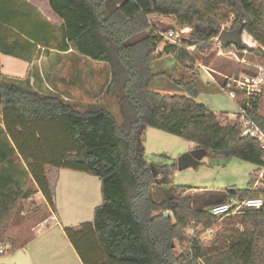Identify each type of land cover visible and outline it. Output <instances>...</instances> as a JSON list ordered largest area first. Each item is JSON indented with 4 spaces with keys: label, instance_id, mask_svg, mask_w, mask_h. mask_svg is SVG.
I'll list each match as a JSON object with an SVG mask.
<instances>
[{
    "label": "trees",
    "instance_id": "trees-1",
    "mask_svg": "<svg viewBox=\"0 0 264 264\" xmlns=\"http://www.w3.org/2000/svg\"><path fill=\"white\" fill-rule=\"evenodd\" d=\"M47 2L62 20L53 48L71 46L90 60L108 65L105 91L116 99L121 122L105 108L78 111L59 95L22 88L5 81L0 72V243L22 201L34 194L33 184L55 212L44 169L49 165L84 171L100 180L101 204L95 207L92 221L64 229L83 264H264V202L259 208H243L222 217L208 210L229 198L264 201V173L257 178L264 170L261 141L242 134L239 114L230 120L197 101V86L185 74L178 78L168 75L185 94L150 89L157 76L166 75L151 70L162 37L149 21L150 15L171 16L175 25L191 28L187 36L165 44L160 52L192 68L195 62L188 48L203 53L210 50L230 16V29H239L241 44L221 45L223 50L231 46L252 50L242 39L244 34L264 47L258 0ZM36 12L25 0H0L1 54L30 61L27 53L38 44L50 47L46 30L50 23ZM12 30L24 41H9ZM254 48L264 55L263 49ZM258 101V96L249 97L241 109L244 118L264 134V114ZM39 123L59 130L63 150L56 160L38 153L41 146L34 142L38 129L33 125ZM147 126L191 141L214 157L250 162L256 169L243 188L193 192V187L172 183L176 164L152 165L144 158ZM162 188H167L166 195L158 198ZM217 225V235L201 239L204 230ZM188 227L191 234L185 231Z\"/></svg>",
    "mask_w": 264,
    "mask_h": 264
},
{
    "label": "rangeland",
    "instance_id": "rangeland-1",
    "mask_svg": "<svg viewBox=\"0 0 264 264\" xmlns=\"http://www.w3.org/2000/svg\"><path fill=\"white\" fill-rule=\"evenodd\" d=\"M258 3L264 21V0H258ZM37 14L45 21L40 13ZM149 21L155 26L157 33L179 31L181 28L174 24L172 17L152 14ZM231 21L230 16L220 29H230ZM190 29L188 27L182 36H187ZM9 33L12 34L9 36L24 41V38L14 31ZM53 35L58 37L57 26L54 27ZM242 39L248 46L253 47L252 50H238L234 46L223 50L217 37L212 40L210 50L204 53L189 47L188 51L194 57L195 63L192 68H188L177 64L172 55L160 52L165 44L171 43L162 37L156 50L160 54L151 63V70L154 73L164 72L166 75L157 76L151 82L150 89L161 94H185L183 88L168 77L170 75L172 78H178L185 74L191 77L197 86L196 100L204 103L211 111L234 120L240 114L241 105L246 103L249 97L258 96L259 110L264 114V55L254 48L264 50V47L256 43L250 35L244 34ZM51 44L54 45V41ZM29 57L31 59L28 70L24 74V63L12 56L0 54L2 78L7 82L16 81L22 88L35 87L41 93L62 95L65 101L78 111L105 108L112 113L117 123L121 122L116 99L112 93L105 91L109 79V68L105 62L92 61L82 56L59 60L62 64L54 69L46 66L38 70L35 68V62L39 57L36 48L30 50ZM53 59L55 60L52 57L51 61L54 62ZM28 73L33 74L34 79H38L40 86L33 87L27 83ZM227 83L230 84V88ZM244 84H250L252 90L247 91ZM229 92L233 93V97ZM33 126H37L38 129L34 142L41 146L39 155L44 158L49 156L53 160L58 159L63 150L59 141V130L40 123ZM143 144L144 158L152 165L176 164L180 154L196 146L191 141L151 126L144 130ZM44 169L53 190L55 213L60 223L49 221L43 228H35L51 211L46 200V203L44 202L41 191L33 184L36 189L34 194L22 201L21 210L13 218L5 235V242L0 243L3 249L0 252V264L78 262L76 246L71 243L64 229L76 228L83 222L92 221L95 207L101 204L100 180L87 172L69 168L45 165ZM255 169L256 165L247 161L233 157L223 159L206 153L196 167L183 170L175 168L170 178L173 184L187 185L193 187V192L200 193L204 189L243 188L248 184ZM261 175L260 171L257 178L260 179ZM166 192L167 188H162L158 198L165 197ZM218 228L217 225L204 230L201 239L207 241L217 235ZM185 231L187 234L192 233L190 227ZM7 242L9 246H6ZM176 247L179 251L177 243ZM23 248H26V251Z\"/></svg>",
    "mask_w": 264,
    "mask_h": 264
},
{
    "label": "crops",
    "instance_id": "crops-1",
    "mask_svg": "<svg viewBox=\"0 0 264 264\" xmlns=\"http://www.w3.org/2000/svg\"><path fill=\"white\" fill-rule=\"evenodd\" d=\"M25 1H27L32 6H34L36 8V10L45 18V20L51 24L50 26L47 25V27H46V30H48L50 32V47L40 46L39 44L37 45L36 52L39 54V57L37 58L36 62L34 61L36 64L35 68H37L38 70H41L47 66V67H49V69H54V68H57L59 65L62 64L61 62H59V60H63V59H67V58L76 59L77 57L84 56V55L77 53L71 46H69V48L67 50H59V49L53 48L54 46L51 44L52 41L55 42L56 40L59 39V33H58V37L53 38L54 37V35H53L54 27L57 26V28H58L60 26V24L62 23V20L56 14H54L52 12V10L50 9V7L48 5L47 0H25ZM160 16H164V15H160ZM165 17H171V16H165ZM10 35L12 36V34H10ZM11 36L7 37V39L9 41H12L14 38ZM2 55H4V54H2ZM8 56H11V55H8ZM27 56L29 57V53H27ZM12 57H14V58L18 59L19 61H21L22 63H24L25 69H24L23 73L26 74L27 70H28L29 61L23 60L21 58L15 57V56H12ZM52 57L55 58V60L53 59L54 62L51 61ZM70 67L71 66L69 65V68ZM33 76H34L33 74L28 73V75H27L28 79L26 80L27 83L33 87H34V85L36 87L40 86L38 79H34ZM14 82L16 83V81H14ZM33 89L36 90L35 87ZM60 97L63 100H65L64 97H62V95H60ZM229 114H231V113H229ZM263 173H264V170L262 169L261 174H263ZM256 184H258V183H254V185H256ZM43 200L45 202L44 197H43ZM49 221H53L54 223H57V222L60 223L59 218L56 215V213L51 211L50 214H48V216H46L43 220L38 222V224L35 228L36 229L43 228ZM8 244H9V242L6 243V246H9ZM23 249L26 251V248H23ZM76 258H77L76 260L78 261L76 264H83L80 257L77 256V254H76Z\"/></svg>",
    "mask_w": 264,
    "mask_h": 264
},
{
    "label": "built area",
    "instance_id": "built-area-1",
    "mask_svg": "<svg viewBox=\"0 0 264 264\" xmlns=\"http://www.w3.org/2000/svg\"><path fill=\"white\" fill-rule=\"evenodd\" d=\"M187 28L188 27H181L179 31H168L165 33L160 32L158 34L168 39L171 43H176L180 41L181 38H183L182 33ZM227 86L228 88H230L229 83H227ZM245 86H246L247 91L252 90L250 88V84H246ZM229 93L233 97V93L232 92H229ZM248 94L251 95L249 92ZM238 121L240 122L241 127H242V134L249 135L251 137L258 139L259 141H261L262 148H264V134L259 130V128L254 123L244 118L243 109H241L240 111ZM263 202L264 201L262 198H248L245 200H237L235 198H229L225 202L211 205L208 208V210L211 215L215 217H222L225 215H234L242 211L243 208H259L263 205ZM2 251L3 249L0 247V252Z\"/></svg>",
    "mask_w": 264,
    "mask_h": 264
},
{
    "label": "water",
    "instance_id": "water-1",
    "mask_svg": "<svg viewBox=\"0 0 264 264\" xmlns=\"http://www.w3.org/2000/svg\"><path fill=\"white\" fill-rule=\"evenodd\" d=\"M217 40L220 42V44L223 47H227L229 45L238 46L241 44L239 29L222 28L218 32ZM0 100H1V94H0ZM205 154H206V150L201 147H195L189 151L183 152L177 158L176 169L183 170L188 167H196ZM164 215L167 216L168 212H165Z\"/></svg>",
    "mask_w": 264,
    "mask_h": 264
}]
</instances>
